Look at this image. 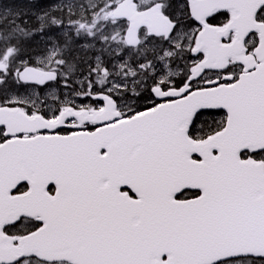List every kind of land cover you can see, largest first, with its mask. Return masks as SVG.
Segmentation results:
<instances>
[{
	"label": "snow or ice",
	"instance_id": "obj_1",
	"mask_svg": "<svg viewBox=\"0 0 264 264\" xmlns=\"http://www.w3.org/2000/svg\"><path fill=\"white\" fill-rule=\"evenodd\" d=\"M0 264H264V0H0Z\"/></svg>",
	"mask_w": 264,
	"mask_h": 264
}]
</instances>
